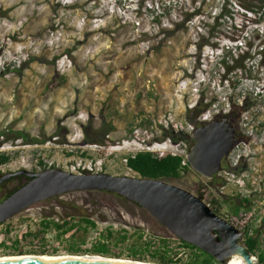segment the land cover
Returning <instances> with one entry per match:
<instances>
[{
    "label": "rangeland",
    "instance_id": "rangeland-1",
    "mask_svg": "<svg viewBox=\"0 0 264 264\" xmlns=\"http://www.w3.org/2000/svg\"><path fill=\"white\" fill-rule=\"evenodd\" d=\"M222 2L0 0V9L5 12L0 16V131L10 129L7 140L0 137V152L13 155L10 163L0 166V173L5 175L19 169L41 171L50 163L70 170L71 164L93 160L102 165L101 172L139 176L128 168L127 156L148 147L153 151L179 147L180 140H172L168 135L177 133V126L186 131L214 99L225 95L224 89L220 93L216 84L225 74L223 61L231 62L233 55L246 51L249 41L253 42L251 51L258 50L264 40L260 36L264 35V20L258 22L256 14L236 4L229 5L228 15L214 24L213 18L220 14ZM162 3L168 5L164 12L158 9ZM199 5L202 15L167 36L183 13ZM258 60L256 54L247 63L252 66V75L262 78ZM171 72H176L177 77L168 78ZM247 75L236 70L228 78L239 82ZM95 101L102 106L94 108ZM148 105H156L157 110L148 112ZM180 105L183 111L178 115ZM120 113L125 115L126 127L120 132L115 127L106 136L102 149L84 143V125L91 132L94 128L105 129ZM17 129L30 137H45L47 141L39 144L18 140L12 133ZM58 129L61 131L56 134ZM226 164L224 159L223 166ZM260 176L262 185L256 188L257 195L254 193L251 200L256 195L255 201L264 206V170ZM165 180L195 194L208 181L192 169L181 178ZM14 184L11 181L9 186ZM230 195L242 198L231 184L224 193L212 191L205 198L218 199L219 211L226 215L236 212L235 202L226 198ZM68 196L80 200L61 209L45 208L50 203L42 201L0 225V256L8 255L1 246L6 237L19 239V245L27 251L41 250L39 240L32 245L33 237L22 238L26 229L41 230L39 223L43 219L62 220L81 212L91 215L97 227L82 229L74 237L60 235V231L49 227L39 237L63 249L72 242L70 247H79L83 254H91L86 252L101 242L112 253L122 255L104 256L130 259L138 256L142 258L137 260L156 263L169 251L164 239L169 245L179 243L154 218L148 222L146 210L130 200L104 192H75ZM263 220L258 217L253 228L254 235L262 239V251ZM168 253L171 255L173 251Z\"/></svg>",
    "mask_w": 264,
    "mask_h": 264
},
{
    "label": "water",
    "instance_id": "water-1",
    "mask_svg": "<svg viewBox=\"0 0 264 264\" xmlns=\"http://www.w3.org/2000/svg\"><path fill=\"white\" fill-rule=\"evenodd\" d=\"M190 135L194 143L187 160L192 170L207 180L223 170L224 159L240 141L236 124L226 117L201 125ZM18 175H26L30 180L0 202V224L39 202L67 192L106 191L137 203L172 235L209 253L222 264H229L234 257H243L249 264H259V258L243 243L244 231L216 213L203 196L165 179L107 172L75 173L50 167L41 171L19 169L5 174L1 181ZM0 264L123 263L83 256L77 259H8L0 260Z\"/></svg>",
    "mask_w": 264,
    "mask_h": 264
},
{
    "label": "trees",
    "instance_id": "trees-1",
    "mask_svg": "<svg viewBox=\"0 0 264 264\" xmlns=\"http://www.w3.org/2000/svg\"><path fill=\"white\" fill-rule=\"evenodd\" d=\"M222 6L220 14L215 16L213 18L214 24H216L219 21V18H223L228 15V6L236 4L239 7L256 14L258 22H261L264 20V0H222ZM168 5H165L162 3V5H159L158 9L160 12H164ZM5 12L0 9V16L4 15ZM203 10L202 6L199 5L195 7L192 11L187 10L185 13H183L182 19L176 23V28L170 31H167V36H172L177 32V30H180L183 27H186L187 24H190L194 21L196 16L202 15ZM259 36V33H258ZM260 36H264L260 34ZM249 47L246 51H242L237 56L233 55L232 61L227 62L223 61V67L225 70L224 77H226L228 74L235 72L236 70L244 71L247 75V77L253 76V69L252 66H249L247 63L248 60H251L255 58L256 54L260 55L258 65L264 66V40L262 42V45L260 48L256 51H251L253 48V42H248ZM255 52V53H254ZM254 53V54H253ZM57 58V57H56ZM34 58H30V60H33ZM245 106H249V103L246 102ZM192 110V109H190ZM84 143L86 144H100L105 145L106 144V136L115 130V126L113 124L109 125L108 128H94L92 129V132L88 128V126L84 125ZM10 129L7 130H1L0 131V137H3V140H7L8 132ZM61 129H58L56 131V134H59ZM14 134V137L17 139H22L29 143H39L43 144L47 141V138L45 137H30L29 134H27L24 130L17 129L12 131ZM11 133V134H12ZM169 138L172 140H180L184 141L188 144L189 148L193 145V139L191 138L190 133L187 131H178L177 133L169 134ZM85 155V154H84ZM13 155L8 152H0V166L4 164H8L12 161ZM184 156L177 154L173 155L170 150H143L139 151L133 155H129L126 157V164L129 169L137 173L139 176L142 177H150V178H160V179H168V178H181L187 171L191 170V165L189 163L183 164ZM40 164H43V161L40 160ZM54 167V166H51ZM46 169V167H43V170ZM1 174V173H0ZM27 178L25 176H16L13 177V179H22ZM9 180V181H11ZM224 184L225 180L219 176V173H217L213 179L208 180L207 183L200 188H203L205 190H201L199 188L197 194L203 196L205 198V193L207 192V189L211 187H217L219 184ZM24 185V182H19L16 184L15 187L9 189V192L7 193V197L11 195L13 192H15L17 189H19L21 186ZM79 193H97V192H104L113 194L117 197H122L124 199V196H121L119 194L106 192V191H98V190H85V191H77ZM244 206L251 205L252 203L250 199L248 198H240ZM129 200V199H127ZM212 205L217 206L216 209H213L216 213H219V209L221 207L220 201L218 199L212 200ZM235 213H238L240 210H235ZM225 216V214L223 215ZM76 218L72 217L71 219H62V220H51V219H43L40 221L39 225L41 226L40 229L33 230L32 232L30 229H26L25 235H22L23 237L31 236L33 239L30 241L32 245L34 244V240H39L40 245L43 247L41 250H38L36 248L31 249L29 251L25 250L22 246L19 245L20 240L19 239H12L10 237H6L4 241H2V247L4 252H6L8 255L10 254H83L81 253L82 250L79 249V247H70V245L66 248H61L58 245L52 244L50 241L46 240L44 237H39L40 234L44 233V228L54 227L56 230L60 231V235H69L70 237H74L77 233H79L82 229H89V227L96 228L97 222L91 218V215L84 216L82 218ZM6 222L1 223L0 225L5 224ZM257 232V231H256ZM110 234V232L108 233ZM107 236V235H104ZM179 243L175 245H169L167 240L164 239V243L167 244L169 247V251H173V254H169V251L165 252V255H162L158 260V262L163 264H222L219 261H217L212 255L209 253L203 251L202 249L196 247L193 244H190L188 242H185L177 237ZM58 242H61L60 240ZM100 245H98V242L93 246V248L86 253H92V254H100V255H109L114 254L118 257H121L122 255L118 252L112 253V249L108 248L107 244L99 242ZM243 243L252 251V253L259 258V264H264V251L260 249L262 246V239L259 235H246ZM75 245V243H74ZM185 251L189 252V255L185 257ZM136 259H140L142 257L134 256Z\"/></svg>",
    "mask_w": 264,
    "mask_h": 264
},
{
    "label": "built area",
    "instance_id": "built-area-1",
    "mask_svg": "<svg viewBox=\"0 0 264 264\" xmlns=\"http://www.w3.org/2000/svg\"><path fill=\"white\" fill-rule=\"evenodd\" d=\"M258 56L260 58L259 54ZM261 69V73L263 74L262 78L252 76L240 79L239 82H233L228 78V74L226 77L222 76L218 79L216 84L220 93L222 92L221 88L224 89L225 95L223 97L220 95V98L223 99L219 98L214 99V101L212 100L213 102L211 101L212 103L209 108L201 111L195 121L186 128V131L191 134L197 127L214 119H221L224 117L236 124L237 137L240 141L225 158L227 164L224 166L223 170L219 172V175L225 180V183L217 187H211L210 191L205 193V197L212 191H216L218 195L224 193L227 185L231 184L238 190V194L242 198L250 199L252 202L250 208L242 209L238 213H230L224 216L232 226L238 230L244 231L245 236L254 235V222L258 220V217L261 219L264 218V206L262 202L251 200L256 188L262 185L263 181L260 174L264 170V66H261ZM196 90L198 91L197 88ZM237 90L240 92L237 93ZM199 100L203 102L202 99ZM246 102L249 103V106H245ZM180 128L181 127L177 126V131H180ZM136 133L135 131V134ZM182 144L184 147H182ZM89 146L97 150L104 147L100 144H92ZM177 146L179 147H176V149H170L171 153L173 155H183V164L189 163L187 160V154L190 150L188 144L184 141H180ZM114 148H116V146ZM151 148L152 147H148L146 150L153 151ZM158 150L168 149L162 147ZM51 166V163L45 165L46 169ZM70 170L75 173H95L102 171V165H98V163L93 160L89 162L79 161L71 164ZM75 192L77 191L67 192L59 196L68 197V195ZM204 200L212 207V200L207 201L206 198H204ZM184 254L185 257H187L189 252L185 251Z\"/></svg>",
    "mask_w": 264,
    "mask_h": 264
},
{
    "label": "bare ground",
    "instance_id": "bare-ground-1",
    "mask_svg": "<svg viewBox=\"0 0 264 264\" xmlns=\"http://www.w3.org/2000/svg\"><path fill=\"white\" fill-rule=\"evenodd\" d=\"M119 147V146H117ZM97 257L102 261H109V262H114V263H123L127 264L130 262H135L138 264H157L156 262H150V261H143V260H137V259H130V258H117V257H109V256H104L100 254H78V255H73V254H57V255H52V254H22V255H3L0 256V260H8V259H24V258H39V259H59V258H69V259H77L80 257ZM229 264H249L248 260L245 258L241 257H234Z\"/></svg>",
    "mask_w": 264,
    "mask_h": 264
},
{
    "label": "flooded vegetation",
    "instance_id": "flooded-vegetation-1",
    "mask_svg": "<svg viewBox=\"0 0 264 264\" xmlns=\"http://www.w3.org/2000/svg\"><path fill=\"white\" fill-rule=\"evenodd\" d=\"M7 174V173H6ZM4 176V174H0V202L1 201H3L6 197H7V193L9 192V189H11V188H13V187H15L16 186V184H18L19 182H24V184L26 183V182H28L29 180H30V178L29 177H27L26 175H22V176H25V177H27V178H22V179H20V180H18V179H14V180H11V179H13V177H16V176H13V177H11V178H9V179H6V180H4V181H1V178ZM18 176H21V175H18ZM9 180H11V181H15V184L13 185V186H9V183L11 182V181H9ZM122 198V197H121ZM79 198H75V197H72V198H70L69 196L68 197H60V196H56V197H52V198H49V199H47V200H44V202H48V203H50L49 205H46V206H44L45 208H49L50 206H55V208H57V209H61V208H63L64 206H68V205H70V204H76V203H78L79 202ZM130 202H131V200H130ZM81 203H83L84 204V202L83 201H81ZM132 203H134L135 205H137V206H139V207H141L140 205H138L137 203H135V202H133L132 201ZM36 205V204H35ZM35 205H33V206H35ZM32 206V207H33ZM31 207V208H32ZM143 208V207H142ZM213 209H216V207H212ZM79 212H81V209H80V211ZM147 212V211H146ZM83 212H81V214L80 215H77L76 216V218H78V217H80V218H82V217H84L85 215L86 216H88L87 214H82ZM148 213V212H147ZM122 214V216H123V218H126L125 217V215L123 214V213H121ZM219 215H221V216H223L222 214H221V212L219 211V213H218ZM148 215H149V217H148V222H150L151 223V221H152V216L148 213ZM72 217H74V216H72V215H70V217H66V218H63V219H71ZM224 217V216H223ZM79 218V219H80ZM92 218V217H91ZM225 218V217H224ZM93 219V218H92ZM121 219H122V217H121ZM156 221V220H155ZM157 223H159L158 221H157ZM149 225V224H148ZM159 225H161V226H163L162 224H160L159 223ZM164 227V226H163Z\"/></svg>",
    "mask_w": 264,
    "mask_h": 264
},
{
    "label": "crops",
    "instance_id": "crops-1",
    "mask_svg": "<svg viewBox=\"0 0 264 264\" xmlns=\"http://www.w3.org/2000/svg\"><path fill=\"white\" fill-rule=\"evenodd\" d=\"M157 72L161 75V71L159 72L158 70H157ZM172 74L171 75H169V76H167L168 78H176L177 77V73L176 72H171ZM99 76V75H98ZM166 86V85H165ZM167 92L168 93H170V90H167ZM96 98H99V95H97V97ZM161 98H163V96H161ZM171 103H173L174 104V102H171ZM92 106L94 107V108H99L100 106H102L101 105V102L100 101H95L93 104H92ZM174 106V105H173ZM172 106V107H173ZM161 107H162V104H161ZM167 107H169V106H167ZM162 109V108H161ZM171 109V108H170ZM146 110L148 111V112H153L154 110H157V106L156 105H148V106H146ZM183 111V107H182V105H180V106H178V109H177V113H178V115L179 114H181V112ZM123 117H125V115L122 113H120V114H118V116L114 119V125H115V127H116V130L115 131H121V130H123V129H125V127L126 126H124V121H123ZM104 120H105V117H104ZM114 131V132H115ZM257 192V191H256ZM256 194V193H255ZM257 195V194H256ZM254 196V198H256L255 200H257L258 199V197L257 196ZM227 199H229L231 202H235V204H233V205H235V210L237 209V210H242V209H247V208H250L251 207V205H246V207H244V204L242 203V201H241V199L239 198V197H236L235 195H230V196H227L226 197ZM264 221V220H263ZM262 225H263V223H262Z\"/></svg>",
    "mask_w": 264,
    "mask_h": 264
}]
</instances>
